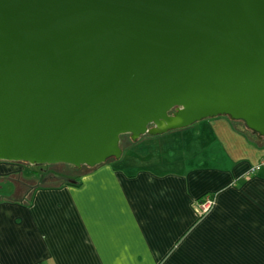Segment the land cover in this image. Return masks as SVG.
Listing matches in <instances>:
<instances>
[{"label":"water","instance_id":"water-1","mask_svg":"<svg viewBox=\"0 0 264 264\" xmlns=\"http://www.w3.org/2000/svg\"><path fill=\"white\" fill-rule=\"evenodd\" d=\"M217 117L264 139V0H0V162L93 169Z\"/></svg>","mask_w":264,"mask_h":264},{"label":"crops","instance_id":"crops-1","mask_svg":"<svg viewBox=\"0 0 264 264\" xmlns=\"http://www.w3.org/2000/svg\"><path fill=\"white\" fill-rule=\"evenodd\" d=\"M236 123L211 164L188 170L106 163L78 186L33 185L0 164L11 184L0 195V264H264V169L246 176L264 139ZM205 196L214 205L198 216Z\"/></svg>","mask_w":264,"mask_h":264},{"label":"rangeland","instance_id":"rangeland-1","mask_svg":"<svg viewBox=\"0 0 264 264\" xmlns=\"http://www.w3.org/2000/svg\"><path fill=\"white\" fill-rule=\"evenodd\" d=\"M217 118L222 119L220 128L211 127V122L216 119L212 118L196 122L184 129L168 132L159 137H149L146 135L136 141H132L130 137H124L120 140V147L122 149L121 160L123 163L111 160L107 164L123 165L128 162L126 166H138V164H142V167L150 165L158 169L166 170L168 168L177 171L182 169L188 170L196 166H207L212 163L207 158L218 154L222 150V147L225 146L229 131L228 124L234 129L236 128V124H238L236 123L238 121H231L226 117ZM0 164L18 165L24 171L23 177L27 178V182L33 185H41L44 181L46 183H56L65 182L66 180H77L83 172L89 171L87 167L77 169L64 164L45 165L41 167V171L46 170V172H50V176L53 175L52 179L45 180L46 176L42 172L33 176L30 173L33 167H30L28 164L7 162H0ZM131 168L135 169V167ZM10 185L8 182H0V195L7 194Z\"/></svg>","mask_w":264,"mask_h":264},{"label":"built area","instance_id":"built-area-1","mask_svg":"<svg viewBox=\"0 0 264 264\" xmlns=\"http://www.w3.org/2000/svg\"><path fill=\"white\" fill-rule=\"evenodd\" d=\"M260 169H264V145H263V157L254 168L248 171L246 176L249 177ZM213 205H214V198L212 196H205L204 198L199 200L196 204L198 216L207 214L212 209Z\"/></svg>","mask_w":264,"mask_h":264},{"label":"trees","instance_id":"trees-1","mask_svg":"<svg viewBox=\"0 0 264 264\" xmlns=\"http://www.w3.org/2000/svg\"><path fill=\"white\" fill-rule=\"evenodd\" d=\"M239 123H241V122H239ZM242 124V123H241ZM124 137H127L128 138V136H122L121 137V139L122 138H124ZM21 164H23V163H21ZM31 167V166H30ZM33 168H32V170H31V174L34 176V175H38L40 172H42L40 169H41V167L42 166H32ZM51 174H47L46 173V178H45V180H47V179H52L53 178V175L52 176H50ZM50 177V178H49ZM27 179V178H26ZM26 179L24 180L23 179V181L24 182H26ZM80 179V178H79ZM79 179H77V180H66L65 182H61V183H65V184H67V185H71V186H78L79 184H80V182H79ZM46 182L44 181V183H42V184H45ZM41 184V185H42ZM37 185V184H36Z\"/></svg>","mask_w":264,"mask_h":264},{"label":"flooded vegetation","instance_id":"flooded-vegetation-1","mask_svg":"<svg viewBox=\"0 0 264 264\" xmlns=\"http://www.w3.org/2000/svg\"><path fill=\"white\" fill-rule=\"evenodd\" d=\"M126 138V137H125ZM129 138V137H128ZM121 140V139H120ZM41 170V169H40ZM42 173L46 176V173L47 174H50V172H46V170H42ZM50 178V177H49Z\"/></svg>","mask_w":264,"mask_h":264}]
</instances>
